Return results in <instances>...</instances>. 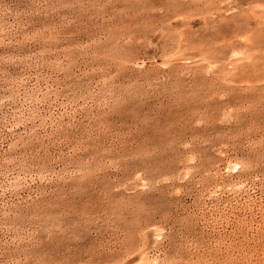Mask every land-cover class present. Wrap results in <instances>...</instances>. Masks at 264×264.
I'll return each instance as SVG.
<instances>
[{"label": "rangeland", "instance_id": "1", "mask_svg": "<svg viewBox=\"0 0 264 264\" xmlns=\"http://www.w3.org/2000/svg\"><path fill=\"white\" fill-rule=\"evenodd\" d=\"M0 264H264V0H0Z\"/></svg>", "mask_w": 264, "mask_h": 264}]
</instances>
